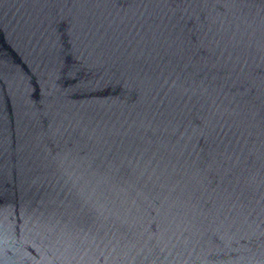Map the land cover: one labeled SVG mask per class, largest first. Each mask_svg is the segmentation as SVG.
Masks as SVG:
<instances>
[{"label": "water", "instance_id": "obj_1", "mask_svg": "<svg viewBox=\"0 0 264 264\" xmlns=\"http://www.w3.org/2000/svg\"><path fill=\"white\" fill-rule=\"evenodd\" d=\"M0 264H264V0H0Z\"/></svg>", "mask_w": 264, "mask_h": 264}]
</instances>
